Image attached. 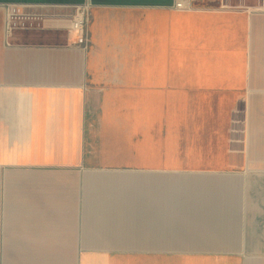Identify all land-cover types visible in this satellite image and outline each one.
Wrapping results in <instances>:
<instances>
[{
  "label": "crops",
  "instance_id": "0c3cea01",
  "mask_svg": "<svg viewBox=\"0 0 264 264\" xmlns=\"http://www.w3.org/2000/svg\"><path fill=\"white\" fill-rule=\"evenodd\" d=\"M175 1L0 0V264H264V0Z\"/></svg>",
  "mask_w": 264,
  "mask_h": 264
},
{
  "label": "built area",
  "instance_id": "2783aa9c",
  "mask_svg": "<svg viewBox=\"0 0 264 264\" xmlns=\"http://www.w3.org/2000/svg\"><path fill=\"white\" fill-rule=\"evenodd\" d=\"M178 9H195L192 0H176L175 5ZM7 10V31L11 33L14 29L39 28L51 16L66 17L69 21L67 26L68 44L72 47H79L84 50L91 45V33L89 29L93 5L86 2L72 8L68 14L61 12L52 14L49 8L58 6L28 5V4H6ZM264 7V6H263Z\"/></svg>",
  "mask_w": 264,
  "mask_h": 264
},
{
  "label": "rangeland",
  "instance_id": "374dc122",
  "mask_svg": "<svg viewBox=\"0 0 264 264\" xmlns=\"http://www.w3.org/2000/svg\"><path fill=\"white\" fill-rule=\"evenodd\" d=\"M195 6V5H194ZM152 98H155V97H152Z\"/></svg>",
  "mask_w": 264,
  "mask_h": 264
}]
</instances>
